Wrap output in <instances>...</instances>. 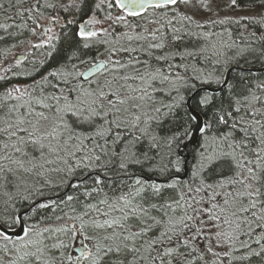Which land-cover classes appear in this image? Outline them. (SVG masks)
I'll list each match as a JSON object with an SVG mask.
<instances>
[{"label": "snow or ice", "instance_id": "snow-or-ice-1", "mask_svg": "<svg viewBox=\"0 0 264 264\" xmlns=\"http://www.w3.org/2000/svg\"><path fill=\"white\" fill-rule=\"evenodd\" d=\"M87 2L0 0V10L16 8L21 18L19 25L0 23V30L8 37L13 28L29 31L33 49L54 47L56 25H76L62 64L0 93V264H264V81L241 92L230 86L226 106L205 94L199 104L211 115L186 113L182 134L153 131L183 101L179 93L189 80L220 82L201 64L215 71L249 52L264 56V2L250 0L261 11L242 19L258 31L250 38L241 33L239 41L199 31L208 23H240L220 18L215 0H93L85 12ZM239 7L238 0L224 5ZM49 10L57 14L46 16ZM201 13L209 16L203 23L196 19ZM185 36L202 42L181 46ZM190 133L201 139L185 180L177 153ZM144 140L159 157L150 170L168 177L163 183L128 173L109 194L97 173L92 184L71 185L83 186V200L45 196L44 188L60 187L77 169L118 160L127 173L130 165L156 159L138 151ZM34 192L42 199H30ZM74 200L80 213L54 214Z\"/></svg>", "mask_w": 264, "mask_h": 264}, {"label": "trees", "instance_id": "trees-1", "mask_svg": "<svg viewBox=\"0 0 264 264\" xmlns=\"http://www.w3.org/2000/svg\"><path fill=\"white\" fill-rule=\"evenodd\" d=\"M93 0H88L87 4L84 7V11L87 12L90 8ZM264 2V0H256V4ZM240 7H256L254 6L250 0H238ZM28 4H25L27 7ZM7 7V5H6ZM259 8V7H256ZM18 9L10 8L7 12L0 10V23L7 22V23H15L19 25L21 23V18L15 17V12ZM55 11L49 10L45 13L46 16L48 15H56ZM64 19H71L70 16L61 12L59 13ZM14 17V20H7L5 21V17ZM85 18V17H83ZM34 25L31 21H28V27L31 28ZM245 27H247V31H245ZM12 32L15 33L14 36L8 37L3 30H0V36H5V40L0 41V77H5V79H0V93H2L6 88H11L13 85L20 84H32L33 81H39L41 77L46 76L50 71L58 67L62 64L69 53L70 46L74 43V36L73 34L76 31V25H69L66 28H61L60 33L58 34L59 40H54L52 43L54 47L44 46L40 49H33L30 48L28 45L29 40H34L35 38L32 34L25 30V29H11ZM195 31H198L195 30ZM199 31H211L216 33L220 31L224 34L223 38L225 40L228 39L229 33L231 34L232 39L239 41L241 33L244 34L246 38L249 37V33L258 31V26L251 23L250 21L243 20L240 23L235 22H228L223 25L215 24L211 27H204L203 29H199ZM23 42V43H22ZM202 41H198L195 37H188L185 36L183 41L180 42L181 46L187 47H194L198 46L199 43ZM15 45V47H13ZM258 48L262 47L257 42L256 45ZM24 54L25 58L20 60L21 63L19 65L16 64V56H20ZM89 55H95L94 52H90ZM229 56H233L234 53L229 52ZM201 67L206 68L207 72L213 73L214 77H219L220 82L217 83L215 79H213L210 83H205L203 79H191L188 81V84L185 88L180 90L179 95L183 97V101L179 102L177 107L170 113L164 114L160 117L159 124L153 125L154 134L160 137H167L171 136L174 132L180 131L181 134L184 131L183 125L185 124L187 117L186 113H189L186 107V99L193 93V91L200 87V86H210V87H219L225 78L226 71L232 67L236 66L239 68H263L264 67V56L260 54L259 51L256 52H249L243 57H237L234 59L230 64H225L222 68L216 69L212 65H200ZM259 81H264V71L259 73H251V72H243L241 70H234L231 73L229 83L227 87L222 89L219 93L212 94V93H200L192 102V106L198 110V112L202 115L203 119H207L208 116L211 115V108L205 109L200 104L199 101L201 97L205 94L209 96L215 97V103L219 104L221 101L227 105V100L229 95L232 94L233 86L236 92H241L244 90L245 85H251ZM176 95V94H174ZM205 112L208 113V116H205ZM191 134V133H190ZM189 134V136H190ZM184 138L180 141V147L178 149V155L181 159L182 163V171L179 175L183 174V164L184 158H182L179 154V150H181V146L183 143L189 138ZM201 137L199 138L200 142ZM199 142L195 147H189L188 152L190 154V160L188 163V177L191 176V171L193 169L194 164L196 163V157L198 155L199 149ZM138 151L140 153L147 152L149 157H156L154 160L145 161L142 165H130L127 169V173L122 171L119 168V161L117 160L114 164H109L107 168H101L99 170H92V169H77L76 175L70 178H66L63 185L60 187H46L44 188L45 196H51L56 198L57 196L61 195L68 187V184L71 179H82L90 173L98 172L101 174V178L104 184V191L111 194L114 190H119L123 187L124 183L128 181V173H135L137 176H146L150 178H160V179H167L166 175H161L159 172L151 171V166L154 163H157L159 157L156 156V152L149 150L148 141L144 140L141 141L140 145L138 146ZM161 151L166 152V149H162ZM95 175H91L85 181L86 184H92L93 180L95 179ZM57 183L59 182L58 177L53 178ZM185 179V180H187ZM74 184H77L74 183ZM73 184V185H74ZM83 191V186L80 189H75L71 187L69 191L65 195H61L58 197L59 199H64L68 195H72L74 197L78 196L80 200H83V196L80 195V192ZM171 194V190H165L164 196H168ZM32 200L42 199L39 197L38 192H34L30 197ZM75 209V212H73ZM82 211L80 205L74 200L73 202L66 203L61 205L60 208H57L55 211V215H63L67 214L69 216L76 215ZM40 214L44 215L45 210L40 209ZM48 215H53L51 209L48 210ZM240 253H236L239 255ZM206 260H210V256L205 257ZM227 264V261H225ZM251 264H259L258 260L251 261Z\"/></svg>", "mask_w": 264, "mask_h": 264}, {"label": "water", "instance_id": "water-1", "mask_svg": "<svg viewBox=\"0 0 264 264\" xmlns=\"http://www.w3.org/2000/svg\"><path fill=\"white\" fill-rule=\"evenodd\" d=\"M24 56H18L16 58L17 59H23ZM234 70H241L243 72H251V73H259V72H263L264 71V67L263 68H254V69H248V68H239V67H236V66H233V67H230L227 72H226V75H225V80L224 81H227V83H222V85L220 87H217V88H210V87H199L197 88L193 93L192 95L186 100V106H187V109L189 111V113H192V112H198V110H196L193 106H192V102L193 100L195 99V97L201 93V92H210V93H219L222 89H224L225 87H227L228 83H229V80H230V76H231V73L232 71ZM199 113V112H198ZM201 116V119H203L202 115L200 114ZM199 138H200V134L199 133H196L195 136H193L191 134L190 138L185 141L181 147V151L184 152V155H182L185 160H184V165H183V174L180 175L181 178L183 179H186L188 177V173H189V169H188V163H189V160H190V154L187 152L188 148L189 147H195L198 142H199ZM186 145V146H185ZM91 175H97V173H94V174H88L86 177L82 178V179H72L69 184H68V187L67 189L65 190V192H63L61 195H65L69 189L71 188V185H73L75 182H80V181H84L86 180L88 177H90ZM100 175V174H99ZM145 178H150V177H146L144 176ZM152 180H156L157 182H160V183H163L165 180L163 179H160V178H157V177H154V178H150ZM167 180V179H166ZM61 195L57 196L56 198L60 197ZM76 251L78 252L79 249L77 248Z\"/></svg>", "mask_w": 264, "mask_h": 264}, {"label": "rangeland", "instance_id": "rangeland-1", "mask_svg": "<svg viewBox=\"0 0 264 264\" xmlns=\"http://www.w3.org/2000/svg\"><path fill=\"white\" fill-rule=\"evenodd\" d=\"M215 3H218L220 5V7H221V10L219 12V17L220 18H223L224 16H229V17L234 18L235 20L243 21L244 20V19H242L243 17L254 15V14H256V13L261 11L260 8H256V7H249V8L248 7H239L237 9L224 8V5L228 3V0H215ZM179 9H180V11H184L185 10L183 5H180ZM196 19L200 20L203 23L204 21L209 19V16L207 14L201 13V14H199L196 17ZM211 19H216V16L215 15L211 16ZM212 26H213V24L208 23V24H205L204 27H211L212 28ZM177 27H179V24H177ZM57 29L58 28L56 27L53 30H57ZM191 30L192 31L197 30L195 25H193L191 27ZM216 33H221V32L218 31ZM158 99H161V97H158Z\"/></svg>", "mask_w": 264, "mask_h": 264}, {"label": "flooded vegetation", "instance_id": "flooded-vegetation-1", "mask_svg": "<svg viewBox=\"0 0 264 264\" xmlns=\"http://www.w3.org/2000/svg\"><path fill=\"white\" fill-rule=\"evenodd\" d=\"M87 17L85 16V19H86ZM61 23H63V20L61 21ZM57 26V28H58V30L54 33L55 35H57L58 36V34L60 33V29H61V26L58 24V25H56ZM55 26V27H56ZM54 27V28H55ZM33 40V39H32Z\"/></svg>", "mask_w": 264, "mask_h": 264}]
</instances>
